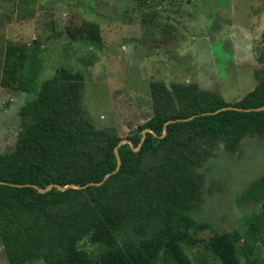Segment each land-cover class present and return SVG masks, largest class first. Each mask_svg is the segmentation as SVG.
I'll use <instances>...</instances> for the list:
<instances>
[{
	"label": "trees",
	"instance_id": "trees-1",
	"mask_svg": "<svg viewBox=\"0 0 264 264\" xmlns=\"http://www.w3.org/2000/svg\"><path fill=\"white\" fill-rule=\"evenodd\" d=\"M84 34L100 40L94 24ZM5 55L0 86L21 84L35 95L20 109L15 150L0 156V240L11 264H192L182 245L197 243L184 229L201 198L198 170L220 144L235 152L248 135L264 138V52L258 85L235 103L197 84L151 82L154 116L126 138L88 118L84 73L61 68L38 84L35 52L10 45ZM122 141L139 151L130 143L119 146ZM117 147L121 167L114 173ZM71 184L87 187H55ZM249 194L264 210V178ZM258 218L249 226L252 236L264 221ZM244 239L240 232L221 233L207 245L223 264H242ZM84 242L104 251L92 256ZM245 244L247 264H257Z\"/></svg>",
	"mask_w": 264,
	"mask_h": 264
},
{
	"label": "rangeland",
	"instance_id": "rangeland-1",
	"mask_svg": "<svg viewBox=\"0 0 264 264\" xmlns=\"http://www.w3.org/2000/svg\"><path fill=\"white\" fill-rule=\"evenodd\" d=\"M92 24L100 40L84 34ZM263 35L264 0H0V74L10 45L36 53L38 84L61 68L84 73L88 118L126 138L154 116L153 81L197 84L228 103L244 98L263 69ZM28 71L26 63L23 81ZM21 87L0 86V156L15 150L20 109L35 96ZM198 174L201 198L184 229L197 243L182 245L186 256L192 264H223L207 243L216 234L240 232L241 263H248L245 244L264 264V221L256 236L249 228L264 218L262 202L249 194L264 178V138L248 135L235 152L220 144ZM81 247L92 256L104 251L87 242ZM0 264H11L1 240Z\"/></svg>",
	"mask_w": 264,
	"mask_h": 264
},
{
	"label": "water",
	"instance_id": "water-1",
	"mask_svg": "<svg viewBox=\"0 0 264 264\" xmlns=\"http://www.w3.org/2000/svg\"><path fill=\"white\" fill-rule=\"evenodd\" d=\"M228 109H234V108H233V107H228ZM259 110H260V109H259ZM187 120H190V119H187ZM171 122H172V121H169V123H171ZM148 131H149V130H144V131H143V136H144L143 140L145 139V137H146V133H147ZM151 132H152V131H151ZM152 133H153V132H152ZM164 135H166V130H165ZM124 143H130L131 146H132V148H133L132 143H131V142H127V141H122V142L119 144V146L122 145V144H124ZM133 150H134V151H139V148H138V149H134V148H133ZM115 155H116V157H117V159H118V166H117V169L114 171V173H117V172L119 171L120 167H121V160H120V155H119V152H118V147L115 148ZM107 178H108V176L105 178V180H106ZM1 184H5V183H4V182H0V185H1ZM102 184H103V182H101V183H92L91 185H92V186H101ZM53 187H54V185H51V186H49L47 189H39V192H40V193H45V192L51 190ZM55 187L58 188V189L61 190V191H65V190H67V189H69V188L79 189V190H80V189H85L87 186L82 187V186H79V185L71 184V185H68V186H66V187H62V186H59V185H56Z\"/></svg>",
	"mask_w": 264,
	"mask_h": 264
}]
</instances>
